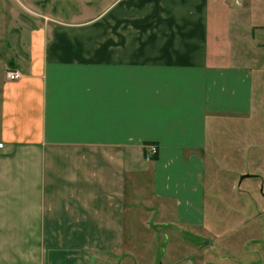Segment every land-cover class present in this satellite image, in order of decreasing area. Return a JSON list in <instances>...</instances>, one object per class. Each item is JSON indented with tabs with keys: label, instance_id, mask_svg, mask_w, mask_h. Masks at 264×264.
I'll return each instance as SVG.
<instances>
[{
	"label": "crops",
	"instance_id": "0c3cea01",
	"mask_svg": "<svg viewBox=\"0 0 264 264\" xmlns=\"http://www.w3.org/2000/svg\"><path fill=\"white\" fill-rule=\"evenodd\" d=\"M78 2L0 57V264H264L201 238L209 156L264 80V0Z\"/></svg>",
	"mask_w": 264,
	"mask_h": 264
},
{
	"label": "rangeland",
	"instance_id": "374dc122",
	"mask_svg": "<svg viewBox=\"0 0 264 264\" xmlns=\"http://www.w3.org/2000/svg\"><path fill=\"white\" fill-rule=\"evenodd\" d=\"M79 6L78 0H0V57L6 61L7 54H23L33 28L45 25L48 16L67 17ZM255 98L254 112L245 121L226 126L221 153L210 154L207 165V227L201 238L212 240L214 250L230 254L232 260L236 254L242 259L254 258L255 247L264 246V80L257 82ZM214 133L211 128V141ZM246 174L250 176L242 178ZM251 214H257L258 220L253 222ZM149 223L161 226L156 219ZM250 232L261 233L259 240L250 242V250L240 248ZM162 240L159 236L156 243Z\"/></svg>",
	"mask_w": 264,
	"mask_h": 264
},
{
	"label": "built area",
	"instance_id": "2783aa9c",
	"mask_svg": "<svg viewBox=\"0 0 264 264\" xmlns=\"http://www.w3.org/2000/svg\"><path fill=\"white\" fill-rule=\"evenodd\" d=\"M20 76V72L18 70L8 69L6 71V77L8 80H15ZM3 146V143H0V148ZM159 152V148L156 144H152L150 146L149 154L147 155V159H152Z\"/></svg>",
	"mask_w": 264,
	"mask_h": 264
},
{
	"label": "water",
	"instance_id": "95a60500",
	"mask_svg": "<svg viewBox=\"0 0 264 264\" xmlns=\"http://www.w3.org/2000/svg\"><path fill=\"white\" fill-rule=\"evenodd\" d=\"M247 176H250V174H246V175H244L242 178H245V177H247Z\"/></svg>",
	"mask_w": 264,
	"mask_h": 264
},
{
	"label": "trees",
	"instance_id": "16d2710c",
	"mask_svg": "<svg viewBox=\"0 0 264 264\" xmlns=\"http://www.w3.org/2000/svg\"><path fill=\"white\" fill-rule=\"evenodd\" d=\"M157 155H155L153 158H156Z\"/></svg>",
	"mask_w": 264,
	"mask_h": 264
}]
</instances>
